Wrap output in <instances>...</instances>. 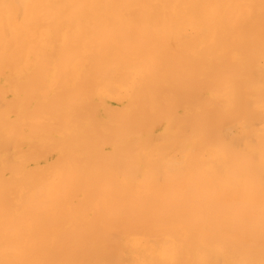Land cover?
Segmentation results:
<instances>
[{
	"label": "bare ground",
	"instance_id": "bare-ground-1",
	"mask_svg": "<svg viewBox=\"0 0 264 264\" xmlns=\"http://www.w3.org/2000/svg\"><path fill=\"white\" fill-rule=\"evenodd\" d=\"M0 264H264V0H0Z\"/></svg>",
	"mask_w": 264,
	"mask_h": 264
}]
</instances>
